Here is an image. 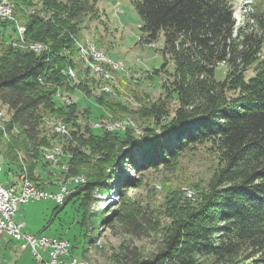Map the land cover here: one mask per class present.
<instances>
[{
    "label": "trees",
    "instance_id": "1",
    "mask_svg": "<svg viewBox=\"0 0 264 264\" xmlns=\"http://www.w3.org/2000/svg\"><path fill=\"white\" fill-rule=\"evenodd\" d=\"M13 1L15 15L25 25V40L43 42L47 49L36 53L12 45L7 42L12 34L0 30V101L12 112L7 131L19 130L2 151L14 163L20 147L28 176L39 185L34 168L48 163L41 149L57 143L51 142L56 133L50 138L43 133L42 117L55 115L67 123L70 136L59 141L63 153L56 165H67L63 182L75 175L85 180L70 183L64 202L56 207L69 200L79 203L85 249L94 243L99 227L93 221L88 226L86 204L97 200L96 192L114 190L120 193L118 210L102 215L101 224L116 235L160 236L146 254L121 242L112 251V264H264V0H251L238 26L237 0H134L145 41L163 35L166 56L153 72L164 70L163 86L176 101L170 115L164 102L143 111L152 122L141 135L133 127H92L103 112L94 116L89 107L76 101L65 104L55 95L81 85L69 81L65 71L68 66L77 69L75 40L85 15L96 11L93 0ZM108 94L95 96L104 111L126 106ZM203 143L217 159L213 175L200 189L199 199L174 207L165 225L155 210L126 194L129 185L139 186L140 180H112L120 164L139 172L167 164L188 145Z\"/></svg>",
    "mask_w": 264,
    "mask_h": 264
},
{
    "label": "rangeland",
    "instance_id": "2",
    "mask_svg": "<svg viewBox=\"0 0 264 264\" xmlns=\"http://www.w3.org/2000/svg\"><path fill=\"white\" fill-rule=\"evenodd\" d=\"M10 1L16 5L15 1ZM34 1L38 3V0ZM249 2H251V0H237L234 3V16L237 26L242 23V17L248 10ZM93 6H96V11L94 15L91 13V17H89L90 12L86 14L85 19L80 22L79 33L77 34L79 40L76 39L75 43L80 42L84 44L87 39L90 40L94 44V47L107 59L119 63L120 66L116 69L111 65L112 63L109 62L108 64L104 62L103 64L101 63L104 72L99 73L98 71H93V68L84 59L85 56H83L81 51L77 48V69L68 66L66 70L72 67L75 70L72 69L75 77L68 80L74 82V84L80 82L81 85L75 87L72 92L69 93L70 95L65 93V95L60 96L58 99L65 104L76 101L81 107H89L94 116H99L101 112L104 113V116L96 118L93 122L98 120H130L131 125L128 127H133L135 129L134 132H136L137 135H141L144 132V126L152 122L149 116L142 115L143 111H147L152 104H161V102H164L165 107L163 109L168 110V115H170L174 107H176V101L166 93L167 89L163 86L164 81L167 80L166 73L164 70H161L158 74L153 72L154 69L162 67L164 57L166 56H164V51L162 50L163 35L160 34L157 39L151 42L145 41V37H143L139 28L140 18L135 9L134 0H93ZM16 18L14 9L13 22H15V25L22 26L25 29V25L22 24L18 18L16 21ZM5 24L6 28L0 26V30L2 29L7 36L12 34L14 37L12 40L7 41L8 43L15 45V42L17 44L15 46H21L32 51V42H37L42 44L43 50L47 49V45L43 42H27L25 38L23 42H21L15 37L17 32H15L14 23L9 21L5 22ZM24 32L25 31H23V33ZM1 42L2 40H0V46L3 45ZM1 50H3L2 47H0V51ZM33 52L35 51L33 50ZM86 67L89 68L91 72L86 71ZM167 70H172L171 64L167 66ZM105 73H108L109 77H105ZM82 81H84L87 86L84 85ZM104 86H108L110 90H103ZM87 87L89 88L88 93L84 92L83 89ZM60 92L61 95L64 94L61 90ZM107 92L110 94H108V96L112 101L119 100L126 106L124 108L122 107L123 109L119 108L115 111H104L101 105L95 102V96H99L103 93L106 94ZM66 95L71 99L68 103L66 102ZM0 110L3 112V122H0V126H6V124L8 125L7 122H11L12 112L9 111L1 101ZM56 118L62 119L55 115L43 116V133H47L46 135L49 138L52 134L54 135V133H56L53 130L54 122H52V120H58ZM93 122L91 123L92 127H94ZM2 133L3 132L0 131V152L3 154V148H5L4 144L6 142L8 143L10 139L17 138L16 136H18L19 130L14 127L10 133L7 131L6 136H2ZM56 134L55 139L51 138V142L57 143L48 146V148L52 150L58 147L61 153H63V145H61L62 143L59 141L61 138L69 137L70 135H65V133ZM138 139L140 140V138ZM41 150L45 161L53 165L59 163L62 154L57 153V159H55V161H49L51 158L47 157L44 149ZM15 152L17 160L14 163L18 166L19 170L22 169L21 166L24 164L27 173H29L28 161L24 151L20 147H16ZM216 161V156L209 149V144H192L176 152V156L169 160L167 164L159 163L156 167H146L140 169L139 172H136L130 166L120 164V167H117V170H115L117 171V176L116 178L113 177L112 180L116 179V181H119L127 176L133 178V183L140 180L141 184L139 186H132L133 184L129 185L125 190L126 194L130 197V200L135 201L136 204L140 203L143 206L148 205V207L155 210L154 213L158 215V218L165 225L171 220L169 212L174 207V209H176L177 206L186 203L192 205L199 199V191L206 186L209 179L212 177ZM61 168L66 170L67 165L63 164ZM5 169L6 166L3 164V169L0 171V182H4L7 179L4 173ZM73 177L74 176L68 178L66 182L62 184H67L68 186L69 183H73L69 182L70 180L72 181ZM62 179H64L63 175ZM117 187L122 188V186ZM184 189H190L192 196L189 197L184 192ZM119 194L118 191L114 190L106 195H101L96 192L95 197L97 200L93 201V203L91 202L92 204H90V206L89 204H86L87 206L85 205L88 209V213L86 214V219L89 220L87 223L88 226L91 221H93V226L96 224L99 225L95 234L96 239L94 243H90V248H87V250L91 249L90 254L82 258L89 264H112V251L117 250L118 246L123 241L135 245L144 254L155 249L157 237L160 236L158 233H151L150 235H116L111 232L110 228L101 224L100 217L102 218V215H110L118 210L117 205L120 201ZM100 196L101 198L104 197V199L100 200ZM56 205L57 203L48 197L33 199L27 203L20 204L15 217L16 219L26 222L27 227L31 229L32 232H37L42 229L41 233L54 234L56 231L63 230V232L68 231L69 236H71L78 231L77 228L79 224L77 222L80 220L81 207L79 203L74 202V200L67 201L62 208L60 206L56 207ZM92 210H99L100 212L97 214L94 213V215L92 213V217L90 214ZM101 210H103V212ZM72 244H75V242ZM77 252L79 253L78 255H81V248H77ZM31 259L32 257H30V260ZM31 262L36 264L33 260H31Z\"/></svg>",
    "mask_w": 264,
    "mask_h": 264
},
{
    "label": "built area",
    "instance_id": "3",
    "mask_svg": "<svg viewBox=\"0 0 264 264\" xmlns=\"http://www.w3.org/2000/svg\"><path fill=\"white\" fill-rule=\"evenodd\" d=\"M0 10L9 11L4 6H1ZM15 37L17 38V35ZM41 51L43 50L35 52ZM112 127L116 130V126ZM55 157L51 156L49 161L55 160ZM3 164L0 162V171L3 169ZM17 180H20V176ZM17 180L10 181L8 184L0 182V234L10 236L16 241L20 250H29L38 264H78L76 259L68 258L70 254L68 239L63 236L31 233L24 229V222L15 219L19 205L33 199L48 197L57 204H62L69 193V187H60L58 191H49L41 188L40 185H38V189H31L29 185H26V191H19ZM84 180L76 179V183L84 182Z\"/></svg>",
    "mask_w": 264,
    "mask_h": 264
},
{
    "label": "bare ground",
    "instance_id": "4",
    "mask_svg": "<svg viewBox=\"0 0 264 264\" xmlns=\"http://www.w3.org/2000/svg\"><path fill=\"white\" fill-rule=\"evenodd\" d=\"M4 6L7 10L9 11H5V10H0V21H5V22H12L14 23L13 26L15 25L14 19H13V11L15 9L14 3H12L10 0H0V7ZM17 21V18H16ZM15 29L17 32L16 34L18 35L16 39H19L21 42H23L24 40V33L23 31H25L24 27L22 26H17L15 25ZM28 42V41H27ZM15 45H17L14 42ZM19 44V43H18ZM24 44V43H23ZM26 46V45H25ZM77 48L81 51V54L84 57V59L88 62V64L93 68H91L93 71L95 70L96 72L98 71L99 73L104 72L103 66L101 65V63L103 64L104 62H107L109 64L112 63L111 65L117 69V67H119V63L113 62L110 59H107L101 52H99L95 47L94 44L90 41V40H86V43L82 44V43H76ZM32 51H39V50H43L42 44L41 43H37V42H32ZM44 51V50H43ZM87 64V66H88ZM72 67H69L66 71H67V78L69 80H71L72 78L75 77L74 71L72 70ZM106 76L105 77H109L108 73H105ZM104 75V74H103ZM103 90H110L108 86H104ZM60 90H57V93L55 94L56 97H60L65 95L64 94H60ZM66 102L68 103L71 99H69L70 97H67L66 95ZM70 103V102H69ZM3 118V112L0 110V122L2 121ZM58 119V118H56ZM63 119H58V120H52V122H54L53 125V130L56 133H65L70 135L69 133V128L68 125L66 124L65 121H62ZM42 121H43V117H42ZM6 122V121H5ZM10 122V121H9ZM9 122L8 125L10 124ZM98 122V123H97ZM129 125H131V121L130 120H119V121H95L93 122V126L97 127V128H103L105 130H109V131H113V127L112 126H116V130H124L126 129ZM7 124L6 126H0V131H2V136H6L7 135ZM67 135V136H68ZM45 153L47 154V157L51 158V156H56L57 153L62 154L60 149L58 147H55L54 149L50 150V148L48 147H43ZM58 157V156H56ZM55 157V159H57ZM48 158V159H49ZM46 159V158H45ZM50 160V159H49ZM55 161V160H54ZM53 161V162H54ZM0 162H2V157H1V153H0ZM56 163V162H54ZM22 169L20 170L18 176H20V180H17V187L19 189V191H26V185H29L31 187V189H38V184L35 183V181H33L32 179H30L28 177V173L26 170V167L24 166V164H22ZM76 179H85V177L83 175H76L72 178V181L70 180L69 182H73L76 183ZM41 187V186H40ZM60 187H67L66 184H61ZM43 188V187H41ZM184 192L191 197L192 196V192L190 189H184ZM78 264H89L87 261L85 260H80L77 261Z\"/></svg>",
    "mask_w": 264,
    "mask_h": 264
},
{
    "label": "crops",
    "instance_id": "5",
    "mask_svg": "<svg viewBox=\"0 0 264 264\" xmlns=\"http://www.w3.org/2000/svg\"><path fill=\"white\" fill-rule=\"evenodd\" d=\"M1 157L3 163L6 166L4 173L7 178L6 181L2 183L8 184L10 181L17 180L18 174L20 172L18 166L15 163L9 162L7 157L4 156L2 153H1ZM62 170L63 169L57 165L47 163L43 167L38 165L36 168H34V175L40 177L37 180V182H39V185L41 187L45 189L48 188L50 191H58L61 184L63 183ZM69 184L67 187L70 186ZM80 219H81V214H80ZM16 220L24 222L20 219H16ZM77 223L79 224V227L77 228L78 231L76 233H73L71 236H69L68 231L63 232V230L56 231L54 234H45V235L63 236L66 239H68L70 242V248H69L70 254L68 258L76 259L77 261H80L83 257L88 256L90 254L91 249L88 250L85 249V245H84L85 226L83 224H80L79 220ZM24 229L34 234H44L41 233L42 229L37 232H32V230L27 227L26 222H24ZM73 242H75V244H72ZM77 248H81V255H78L79 253L77 252ZM88 248L90 247L88 246ZM30 257H32L31 260H33V262H36V260L33 258L29 250H20L17 247L16 241H14L10 236L5 234L3 235L0 234V264H33L30 260ZM36 264L38 263L36 262Z\"/></svg>",
    "mask_w": 264,
    "mask_h": 264
}]
</instances>
